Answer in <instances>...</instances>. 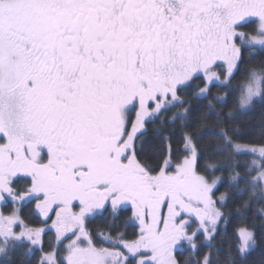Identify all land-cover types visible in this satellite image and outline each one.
<instances>
[{
  "label": "snow or ice",
  "instance_id": "snow-or-ice-1",
  "mask_svg": "<svg viewBox=\"0 0 264 264\" xmlns=\"http://www.w3.org/2000/svg\"><path fill=\"white\" fill-rule=\"evenodd\" d=\"M0 264H264V0H0Z\"/></svg>",
  "mask_w": 264,
  "mask_h": 264
},
{
  "label": "trees",
  "instance_id": "trees-1",
  "mask_svg": "<svg viewBox=\"0 0 264 264\" xmlns=\"http://www.w3.org/2000/svg\"><path fill=\"white\" fill-rule=\"evenodd\" d=\"M243 120L247 121V122H251V123H259L260 120V111L257 110L254 114L249 115L247 117H243ZM233 223L237 226H243V224L245 223V221L241 220L239 217H237ZM261 256V250H257L256 253L253 254V256L250 258L252 261H256L258 262Z\"/></svg>",
  "mask_w": 264,
  "mask_h": 264
}]
</instances>
